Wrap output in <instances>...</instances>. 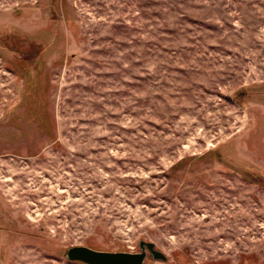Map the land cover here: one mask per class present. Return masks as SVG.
Returning <instances> with one entry per match:
<instances>
[{
    "label": "rangeland",
    "instance_id": "374dc122",
    "mask_svg": "<svg viewBox=\"0 0 264 264\" xmlns=\"http://www.w3.org/2000/svg\"><path fill=\"white\" fill-rule=\"evenodd\" d=\"M140 243L264 264V0H0V264Z\"/></svg>",
    "mask_w": 264,
    "mask_h": 264
},
{
    "label": "water",
    "instance_id": "95a60500",
    "mask_svg": "<svg viewBox=\"0 0 264 264\" xmlns=\"http://www.w3.org/2000/svg\"><path fill=\"white\" fill-rule=\"evenodd\" d=\"M147 256L155 261H165V257L149 243H140V253H107L85 247H72L64 253L66 260L83 264H144Z\"/></svg>",
    "mask_w": 264,
    "mask_h": 264
}]
</instances>
